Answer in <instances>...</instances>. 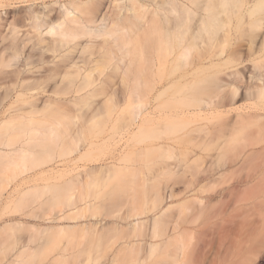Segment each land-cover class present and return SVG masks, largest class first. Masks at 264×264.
I'll use <instances>...</instances> for the list:
<instances>
[{
  "label": "bare ground",
  "instance_id": "1",
  "mask_svg": "<svg viewBox=\"0 0 264 264\" xmlns=\"http://www.w3.org/2000/svg\"><path fill=\"white\" fill-rule=\"evenodd\" d=\"M16 1L29 3L24 11L21 9L23 14L0 10V105L10 97L11 106L7 108L11 109L13 103L20 107L18 102L26 107L21 111L14 107L17 112L8 110L6 115L3 111L5 117L0 120V132L14 126L19 131L21 123H27L26 127L28 122L30 125L26 133V129L21 132L28 137L22 134L26 137L10 150L0 146V153L11 158L23 157L30 150L31 138L53 135L64 116L73 119L76 112L72 116V108L77 111L81 107L77 112H81L83 122L87 120L84 123L89 124L88 121L107 117L105 108L118 112L125 103L130 109L137 140L143 143L139 145L141 150H152L160 153L156 157L165 155L174 159L158 161L160 169L207 173L215 166L208 163V159L218 157L213 151H221L223 143L232 141L240 144L232 157L234 168L238 167L235 172L239 167L244 166L243 171L248 166L245 175L237 180L244 185L264 184V0H43L41 7L34 6L37 0H0V7H9ZM31 51H36L38 56ZM17 58L14 65L10 64ZM240 98L248 103L237 104ZM83 106L88 110L93 108L88 117L87 112L86 115L82 112L87 111ZM46 108L51 113H57L58 109L62 112L59 110L61 114L58 112L56 119H50L48 110L41 113ZM67 110L69 112H65ZM118 115L119 112L116 118ZM15 121L20 123L19 128ZM125 127L119 129L126 130ZM75 128L82 130L79 125ZM120 139L122 136L119 142ZM175 152L179 157H174ZM49 170L44 168L22 176L15 187L33 181L25 185L28 186L25 192H29L37 188L38 179L51 180V176H55L45 174ZM86 173H82V177ZM71 174L73 176V172ZM209 174L210 171L206 177ZM181 178L179 183L192 185L203 177H188L185 181ZM169 196H174L173 192ZM10 199L9 194L4 203ZM76 203L69 212L61 210L49 216L47 222L53 225H44V230L51 227L61 234L97 225L79 222L87 217L83 211L89 205L85 199L83 206ZM69 220L72 224L64 223ZM239 221H234L238 225L232 224L227 216L213 223L216 236L204 240L205 249L198 264L208 261L212 253L221 257V264H254L264 251V215ZM187 222L179 216L165 218L161 215L130 222L128 229L132 228L133 234L128 232V238L113 249L105 264H189L193 233L187 229ZM14 225L23 224L16 221L3 226ZM40 225H28L36 228H32L36 232L29 231L13 239L15 248L9 253H6L8 236L0 235V264H29L36 253L48 248L49 239H40L38 235ZM96 240L97 245L102 243L100 238ZM88 243L75 249L65 241L53 242L51 256L39 264H99L90 257ZM230 246L234 249L232 256L222 255Z\"/></svg>",
  "mask_w": 264,
  "mask_h": 264
},
{
  "label": "rangeland",
  "instance_id": "2",
  "mask_svg": "<svg viewBox=\"0 0 264 264\" xmlns=\"http://www.w3.org/2000/svg\"><path fill=\"white\" fill-rule=\"evenodd\" d=\"M42 2L43 0L41 1L37 0L36 3H34L35 4L34 6L41 7ZM37 4H39V6ZM28 5L29 3L26 4V2L16 1V3L14 2V4L10 5L9 7L8 6L0 7V10H3V11L9 10L10 13H16V14H18L17 12H21L23 14L24 9L27 8ZM21 9L23 11H21ZM34 50H36L37 52L39 51L38 49H34ZM36 51L35 52L31 51L33 55L36 53L35 57L38 56L37 55L38 53ZM13 60L14 61L12 62L11 60L12 63H10L12 65H14L17 62L18 58L13 59ZM12 94H14V92H12ZM10 100L11 98L8 97L4 101L3 105H0V112H1L0 120L3 117H5L6 114H8L7 112L8 110H12V112L9 111V113L10 112L13 113L14 111L17 112V109L16 110L14 109V107L15 108L17 107L14 103L12 104L14 106L11 107V109H9L10 108L9 106H11L9 105L11 104ZM238 101L239 102L237 104H240V103L242 104L246 102L248 103V100L243 101L241 99ZM17 104L18 106H20V107H17L20 109V110L18 109V111H21L25 109L26 107V106L24 107V105H19L21 104L19 102ZM21 106L23 107L22 109H21ZM121 107L122 108H119L118 110L119 115L117 116V118H116V115L118 113L116 111L117 109L105 108L104 111H106L107 117L101 120L88 121L89 124H85L87 120H84L85 123L83 122L82 120L83 117H82L81 112H79L81 116L78 115L79 113L77 111L81 107L78 108L77 111H74L76 109L69 107V108H72L71 110H73V113L71 112L72 116H74L73 114L75 112L77 115L75 114L73 119L71 117L72 121L68 120L67 117L65 118V116L63 117L64 119H62V121L64 123L61 122L60 124H58V127L56 128L57 132L55 130L53 134L57 136H53L52 134L48 133L44 136H40L39 138L37 137L38 139L31 138L32 141H31V145L29 148L30 150L23 157L15 155L11 158L10 156H6L0 153V185H1L0 186V235L8 236L7 244L9 246L6 250V253L11 252L12 249L15 248L16 240H13V239L21 237V235L23 236L29 231L36 232V230H33L36 228L34 227L29 228L28 225L39 223L42 225H40L41 230L38 231L39 232L38 235L40 239H43V238L45 240L49 239L48 242L50 243L49 244L50 247L49 246L48 248L45 247L44 249L36 253V255L33 257V259L30 261L29 264H39L47 260L52 254L50 253L51 250L54 248L52 243L58 242V240L60 242L61 241L68 242L69 245L75 249L78 248V246H82L85 243L90 242L91 244L90 243L87 244L89 245V247H91L90 253H89L90 257L93 258L94 260H97L99 264H105L107 263L109 259V255L111 254L113 249L118 247V245H120L122 242H124V240L128 238L127 236L129 234L131 233L133 234L132 228L128 229L129 227H131L129 225L130 222H135L145 217H148V216L150 217L154 215L155 216L161 215L162 217H165V218L170 217V216H173V217L179 216V217L185 218V220H188V222L186 223V227L189 231L193 233V237H192L190 248H189V255H190L189 264H198L199 262L198 260H200L204 252V249H205L203 246L204 240L209 239L213 236H216V226H214L213 224L215 221H219L220 219L226 218L228 216V219L230 220L232 219L233 222L236 220L237 221L240 220L239 222H242V221L249 220L251 218L252 219L259 218L260 216L264 215V184L244 185V184H241L237 180V179H240L241 176L243 177V175H245V172L248 169V166H246V169H245L246 171L245 170L241 171V169L245 168L243 166L242 168L239 167L240 169L238 170L240 171L236 170L235 172V168H238V167L234 168L235 165H233L232 163V160H233L232 157L233 158L235 157V154L237 150L239 149L240 144L238 142L232 143V141H229V142H226V144L223 143L221 147V151L218 150L217 153L213 151L216 156L218 155V157L215 158L216 160L214 159V157H211L210 159L207 158L208 161L210 160L208 163L210 164L214 163L213 165H215L214 167H212L213 165L211 166L213 169L210 167L211 168L209 170L210 174L209 176L207 175V177H206V174L209 173V171H207L206 173V171L204 172L200 170V171H194L193 173L192 172L189 173V170L187 172V170L183 171L182 169H177L176 171L174 170L175 172L174 171L167 172L163 169H160L157 162L161 161L162 159H163L162 161H165V159L173 161L174 159H168L165 155L156 157L160 153H155L152 150L142 151L141 146L139 145L143 143L138 142L136 133H134L135 125L131 121V117L129 113L130 109L129 107H127L125 103L124 105L122 104ZM87 108L88 107H86L85 109ZM85 109L83 106V110ZM54 110L56 109H53L52 111ZM59 110L60 109H58L56 112L58 113ZM61 110L60 112H62ZM90 110H93V108L90 107L89 110L87 109V111H82V110L80 111H82L84 114L85 112H87V117H88V114L90 115L93 112ZM3 111H6L4 113L5 115L2 114ZM43 111L50 113V119L52 117L55 118V115L57 114L55 112L51 113L49 111V108H46V110L45 109L42 110L41 113H44ZM69 111L67 110L65 112H69ZM89 111L91 113H88ZM114 112H116V114ZM51 114L54 116H51ZM65 114L66 113H63L62 115H65ZM114 114H115V117H114ZM127 116L130 119H127L128 118ZM84 118L86 119V116H84ZM107 118H109L112 122ZM107 120L110 122H108ZM103 121L104 122L106 121V122L104 123ZM32 122L34 123L36 121H32ZM15 123L17 124L16 121ZM15 123H12V124L10 123V125L13 126V124L15 125ZM19 124L20 123L18 122V124L16 125L18 126V128H19ZM83 124H85L84 125L85 127L87 126L86 129L84 126H82ZM10 125H9V128L11 127ZM20 125L21 127L19 128V131L17 127L14 126L13 129L11 128L9 130L5 129L4 133L0 132L1 148L3 147V149L5 150L12 149L10 148L12 146L13 148H15V146H18L21 143L23 138H25L26 136L28 137V135L25 133L28 130L26 128H28L30 123L28 122L27 127H26L27 123L25 124L21 123ZM22 125H25V127L24 126L22 127ZM35 125L37 126V124ZM73 125H75V127L77 126V128L79 125V127L82 128V130L79 128L76 129L75 127H72ZM125 125L126 126L128 125V127H125ZM121 126L127 129L126 130H124V128L119 129V127ZM29 128H32V127H29ZM72 128L75 129L74 132ZM108 128L110 129V131ZM24 130H25V133H21ZM123 130L126 132H124ZM128 130H130L131 132ZM86 131H88V133ZM120 131L123 133H121ZM72 133H74L75 135ZM22 134H25L26 136ZM3 135H5V137ZM63 135H66V136H63ZM121 136H122V139H120V142H119V138ZM85 142L88 146H90L89 148L87 145H84ZM135 144H137L139 147ZM6 145H10V146H6ZM4 146L7 149L4 148ZM73 154L76 155L77 157L74 156ZM120 154L121 156H119ZM139 156L141 158H139ZM15 157L17 158V160ZM117 157H119L118 160H117ZM174 157H179V153L175 152ZM69 160H72V161H69ZM6 161L7 162L11 161L12 163H7ZM214 161H216L217 163ZM64 162H66L65 165H62L64 164ZM67 162H70V164ZM77 162L78 164H76ZM73 164H76V165H73ZM216 164H218L217 167H216ZM73 167H75L74 171H73ZM44 168L45 170L50 169L48 172H45V174H47L48 176H51L52 174L55 176L58 175V178H56L55 176L53 177L51 176L50 178L51 180L43 179V178L38 179L37 188L35 187L34 189L33 188L29 189L31 190L29 192L28 191L25 192V190L28 188V186L33 181L31 183H24V185L23 184L18 185L20 187L18 186L15 187L20 182L21 180L20 178L22 176L27 177L30 174L38 173ZM60 168L61 169L64 168V170L63 169L60 170ZM79 168L80 169L82 168L84 170L82 169L80 170ZM51 169L52 171H54L53 173ZM56 170L59 172H57ZM79 170L82 173H86V172L88 173H86L87 175L84 174L85 177H82L83 174L81 172L78 173ZM108 170H111V171L109 172ZM178 170L179 172L181 171L184 172L183 175H182V172L181 174L178 173L177 172ZM161 171L163 172L162 174H161ZM72 172H73V176L71 174ZM75 172L77 173L74 174ZM211 172H213L212 175H211ZM126 174H128L129 176H131L132 174V176L129 177L128 175L126 176ZM133 175L135 176V180H134ZM187 175L190 179L193 177L199 178L200 175L204 179L200 177L201 178V179L199 178L200 181L198 180V182L197 181L193 182L192 185L189 182L186 185L183 181H182L183 183L181 182L182 184L179 183L181 177H182L181 178L182 180L184 178H186V180H189V178L186 177ZM176 176H178L177 177L178 179L175 178ZM124 177L126 180L124 179ZM132 177H133V180H130L132 179ZM210 177L212 178L214 177V178L210 179ZM82 178H84L83 179L85 180L84 182L81 181ZM75 179H76V182H75ZM172 179H173L174 184L171 182ZM208 179L210 180V182ZM39 182L40 184L38 185ZM165 182H168V185L167 183L165 184ZM204 182H207V183H204ZM175 183H177L178 185L177 184L175 185ZM25 185H28V186H25ZM184 186L188 188H185ZM168 187L169 189H167ZM229 191L230 193H228ZM170 192L171 194L173 192L174 196L172 197L169 196L171 195ZM9 194L11 195L10 202L8 201L7 204H5L4 200ZM162 194H163V197H162ZM160 196L162 197V199ZM163 198L166 200H164ZM84 199L89 205L88 206L89 209L88 208L85 209L83 211L84 214L83 213L82 214L87 216L88 218L84 217V219L82 218L81 219L82 221L80 220L79 222L86 223V224L89 222L90 223L92 222L94 225L97 224L95 226H92L93 227L92 229L89 228L86 230H80V231L69 232V233L60 232L61 234H59V232H57L54 228H51V227H50L51 230L50 229L44 230L43 228L45 227L44 225H47V224L53 225L51 222L49 223L47 222L49 216H53L56 213H60L61 210H64L65 212H69L70 208H72L76 202H77L76 204L81 205L84 202ZM92 204H94V206ZM128 213H129V216H128ZM45 217H47L46 220H45ZM16 221H21L23 225L22 226H16V225L3 226L7 223H15ZM24 222L26 223V225H24L25 224ZM233 222L232 224L238 225L236 222L234 223ZM64 223L72 224L71 220L65 221ZM94 228L97 230H95ZM98 229L100 230L98 231ZM93 230H95L94 233H93ZM97 237L100 238L102 242L99 245L96 244L97 243L96 241H98L96 240ZM230 247L226 251H222V255L226 253L227 255L226 257L232 256L234 249ZM221 262H222L221 257L212 253L209 257V260L205 261V263L203 264H221ZM254 264H264V251L257 257Z\"/></svg>",
  "mask_w": 264,
  "mask_h": 264
}]
</instances>
